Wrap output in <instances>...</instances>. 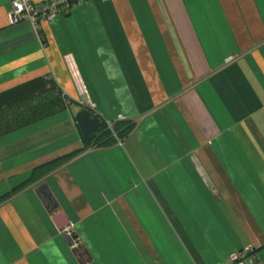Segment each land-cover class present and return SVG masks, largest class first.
I'll return each instance as SVG.
<instances>
[{
  "label": "crops",
  "instance_id": "crops-1",
  "mask_svg": "<svg viewBox=\"0 0 264 264\" xmlns=\"http://www.w3.org/2000/svg\"><path fill=\"white\" fill-rule=\"evenodd\" d=\"M9 10L0 91L48 75L75 105L0 135V195L84 146L80 108L135 124L0 202V264H231L247 244L264 264V0H82L37 29Z\"/></svg>",
  "mask_w": 264,
  "mask_h": 264
},
{
  "label": "trees",
  "instance_id": "trees-1",
  "mask_svg": "<svg viewBox=\"0 0 264 264\" xmlns=\"http://www.w3.org/2000/svg\"><path fill=\"white\" fill-rule=\"evenodd\" d=\"M72 102L73 100L62 92L57 81L48 75L38 76L6 88L0 91V135L51 116L66 107L68 108ZM14 107L18 111L13 113V116L2 117L3 112ZM100 120L101 127L94 136L85 138L80 133L83 147L34 166L27 179L7 193L0 195V202L39 177L76 157L86 147H111L117 141L124 140L131 133L135 124L130 119H118L108 127L107 122Z\"/></svg>",
  "mask_w": 264,
  "mask_h": 264
},
{
  "label": "built area",
  "instance_id": "built-area-1",
  "mask_svg": "<svg viewBox=\"0 0 264 264\" xmlns=\"http://www.w3.org/2000/svg\"><path fill=\"white\" fill-rule=\"evenodd\" d=\"M82 0H49L42 7H38L33 0H9L10 10L8 11V20L10 24H16L23 21L30 22L35 29L38 28L39 19L50 20L51 14L60 9H70L76 6ZM232 57H229L228 60ZM108 127L111 123L107 122ZM62 232L67 237H72V230L68 224L62 228ZM231 264H259L256 260L255 248L247 244L230 254Z\"/></svg>",
  "mask_w": 264,
  "mask_h": 264
},
{
  "label": "water",
  "instance_id": "water-1",
  "mask_svg": "<svg viewBox=\"0 0 264 264\" xmlns=\"http://www.w3.org/2000/svg\"><path fill=\"white\" fill-rule=\"evenodd\" d=\"M75 122L78 125L81 134L85 138H90L94 136L101 127V120L99 116L94 113L92 110L82 107L75 113ZM52 207H55L53 205L48 206L47 209L50 211ZM59 216V215H56ZM55 216V217H56ZM54 217V219H55ZM57 218V217H56ZM72 237H76V235L73 233Z\"/></svg>",
  "mask_w": 264,
  "mask_h": 264
},
{
  "label": "rangeland",
  "instance_id": "rangeland-1",
  "mask_svg": "<svg viewBox=\"0 0 264 264\" xmlns=\"http://www.w3.org/2000/svg\"><path fill=\"white\" fill-rule=\"evenodd\" d=\"M60 10H65L64 8L63 9H60ZM59 10V11H60ZM75 104H74V102H72V103H70V105H69V108H70V110L71 111H73V106H74ZM65 109H68L67 107L65 108ZM18 111V109L16 108L15 109V107L14 108H11V109H9V110H7V111H5V112H3L2 114V117L4 118V117H7V116H13V113H16ZM49 117V116H48ZM44 118H46V117H44ZM43 118V119H44ZM42 120V119H41ZM38 121H40V120H38ZM38 121H35L34 123H36V122H38ZM33 123V124H34ZM20 129V128H19ZM16 130H18V129H16ZM16 130H14V131H16ZM14 131H12V132H9V133H6V134H4L5 136L7 135V134H11V133H13ZM53 134H54V132H53ZM57 134V133H56ZM55 134V135H56ZM3 135V136H4ZM16 145H19L18 144V142H16Z\"/></svg>",
  "mask_w": 264,
  "mask_h": 264
}]
</instances>
